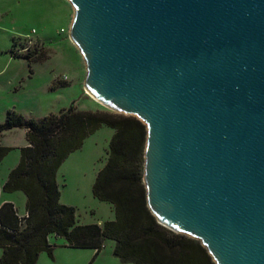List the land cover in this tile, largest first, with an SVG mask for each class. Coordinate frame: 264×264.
I'll return each mask as SVG.
<instances>
[{
	"label": "water",
	"instance_id": "1",
	"mask_svg": "<svg viewBox=\"0 0 264 264\" xmlns=\"http://www.w3.org/2000/svg\"><path fill=\"white\" fill-rule=\"evenodd\" d=\"M69 1L86 91L146 124L157 221L264 264V0Z\"/></svg>",
	"mask_w": 264,
	"mask_h": 264
},
{
	"label": "trees",
	"instance_id": "2",
	"mask_svg": "<svg viewBox=\"0 0 264 264\" xmlns=\"http://www.w3.org/2000/svg\"><path fill=\"white\" fill-rule=\"evenodd\" d=\"M18 39L22 38L14 37L11 50L16 55L19 53L14 45ZM25 57L32 65L47 59L48 53L43 48H30ZM59 84L69 82L57 80L52 87ZM102 125L111 126L115 133L107 163L100 169L93 190L101 201L112 204L117 216L103 226L78 224L77 208L60 200L58 171ZM16 127L27 130L28 146L21 148L20 162L11 170L4 190L26 194L27 214L19 217L11 202L0 206V264H36L42 251L53 257L55 245L49 240L53 234L65 238L67 247L95 249V256L106 239H113L114 255L123 262L216 264L200 240L166 228L151 212L144 182L148 130L135 115L87 111L74 104L40 118L10 109L0 121V132ZM10 148L0 145V161Z\"/></svg>",
	"mask_w": 264,
	"mask_h": 264
},
{
	"label": "rangeland",
	"instance_id": "3",
	"mask_svg": "<svg viewBox=\"0 0 264 264\" xmlns=\"http://www.w3.org/2000/svg\"><path fill=\"white\" fill-rule=\"evenodd\" d=\"M71 19L72 6L69 0H0V70L5 67L0 73V83L5 85L8 78L13 77L15 82H13L12 89L23 84V90L27 91L19 95L21 99H15L17 106L13 109L19 111L20 108H27L26 112H29V115L39 118L43 117L46 111L58 113L76 100V105L80 109L116 112L91 97L84 87L85 80L83 78L80 80L75 72L73 49L66 42L69 38L67 35H69ZM36 36L51 40L54 44L50 43L44 47ZM14 37L22 38L18 39L14 45L19 55L11 51ZM28 37H31V40ZM68 40L71 41L70 38ZM29 47L32 51L36 48L45 49L48 58L33 62L31 65L25 57ZM30 67L34 74L30 71ZM31 75L32 78H30ZM65 76L69 77V84L49 86L52 90L48 88L49 83L52 85L56 79L63 80ZM24 131L25 129L19 127V131L15 133L0 132V145H5V147L7 145L10 147V143L14 145V148L11 147L0 161V169L6 170L5 168L9 165H14V168L20 162L21 148L28 143L26 136L22 134ZM114 133V128L102 125L94 134L85 139L84 149L73 155L71 153L67 163L59 168L58 172L63 178L59 186L61 195L62 190L64 192L63 199L66 201L61 202L77 208L78 224L87 225L99 223V221L105 224L117 216L112 204L101 201L93 190L100 169L107 163L110 141ZM14 192L24 195L23 209L19 212V215L23 217L27 208V196L19 190ZM106 242L105 251L115 245L113 239H106ZM51 244L54 245V243ZM60 249L57 251V259L51 258L48 263L40 264H91L92 256L89 258L86 256L88 253L86 249L67 247V250ZM46 253L48 254L47 251ZM111 255L104 253L103 257L92 261V264H135L123 262L119 258L116 262Z\"/></svg>",
	"mask_w": 264,
	"mask_h": 264
},
{
	"label": "crops",
	"instance_id": "4",
	"mask_svg": "<svg viewBox=\"0 0 264 264\" xmlns=\"http://www.w3.org/2000/svg\"><path fill=\"white\" fill-rule=\"evenodd\" d=\"M63 28H62V32H63ZM36 33H37V31H36ZM69 35H70V31H69ZM69 35H67V37L69 36ZM38 39L37 40H39L40 41V43L45 47V45H47V44H50V43H52V44H54V42L53 41H51V40H47V39H44V38H40V36H36ZM69 39V38H68ZM67 39V41L66 42H68L67 44H69V46H70V48L71 49H73V57H74V59H75V62L74 63H76L75 64V72L78 74V78L81 80L82 78L84 79V77H83V75H82V72H81V70H80V64H79V62H78V59H77V57H76V54H75V49H74V46H73V43H72V40L71 41H69ZM73 47H72V46ZM55 46V45H54ZM4 69H5V67L2 69V70H0V73L1 72H3L4 71ZM32 74H34V72L32 71ZM30 78H32V75L30 76ZM64 79L63 80H61V79H56V81H54V83L53 84H55L56 82H57V80H61V81H67V82H69L70 83V79H69V77L67 76H65V77H63ZM1 81V80H0ZM13 82H15L14 81V78L13 77H9L8 78V82L7 83H5V85H3L2 83H0V119H3V118H5L6 117V115H7V113H8V111L10 110V109H13L14 107H16L17 106V103H15V99H21V97L19 96V95H21V94H24V92H27V91H25V90H23V84H20L16 89H12L13 88ZM51 82V81H50ZM52 84V85H53ZM52 85H50V83L48 84V88H50L49 86H52ZM51 90H52V87L50 88ZM49 89V90H50ZM27 94V93H26ZM18 96V97H17ZM27 97H29L28 95H26ZM35 101H36V99H35ZM76 100H74L73 101V103L72 104H74V105H76ZM14 104V105H13ZM72 104H70V105H72ZM77 106V105H76ZM26 107H28V106H26ZM78 107V106H77ZM68 108V107H67ZM79 108V107H78ZM80 109V108H79ZM47 110H51V109H48L47 108ZM83 110H87V109H83ZM19 111H21L23 114H25V116H31V115H29L28 113L29 112H26L27 111V108H20L19 109ZM52 111H46V113H45V115H43V116H46V115H48V114H50ZM57 113V112H56ZM40 118V117H39ZM17 131H19V127H16V128H14V129H12V130H10V133H15V132H17ZM3 132H7V131H3ZM26 132H27V130L25 129V131L22 133V134H24L25 136H26ZM2 144H4V143H2ZM26 146H28V143L26 144ZM7 147H8V145H7ZM10 147H12V148H14V145H13V143H10ZM84 149V145H83V147L81 148V149H79V150H76V151H74L71 155H73V154H75V153H77V151H81V150H83ZM71 155L69 156V157H71ZM16 156H17V154H16ZM69 157L65 160V162L63 163V165H65L66 163H67V161H68V159H69ZM19 164V163H18ZM13 166L14 165H9V166H7V168H5L6 170H4V169H0V206L2 205V204H4V203H6V202H11V203H13L14 205H15V207L17 208V211H18V216L19 217H21L20 215H19V212H20V209H23V206H22V199H23V197H24V195H22V194H20L19 192H12V193H9V192H6L5 190H4V185H5V183H6V181L8 180V178H9V172H10V169L11 168H13ZM1 168H4V167H1ZM97 171V170H96ZM64 175V174H63ZM58 184H60L62 181H63V178H62V176H61V174H60V172H58ZM18 191V190H17ZM20 191V190H19ZM20 192H22V191H20ZM64 192H63V190H62V195H61V198H60V200L61 201H63V202H66L64 199ZM26 201H27V199H26ZM27 214V208H26V213L25 214H23L24 216ZM23 216V217H24ZM99 223L101 224V226H103V224H102V222L101 221H99ZM49 240H50V242L51 243H54V245H55V247H54V249L55 248H57V249H55L54 251H53V257H51L49 254H47L46 253V251H42L41 253H40V257H39V260H38V263H36V264H40V263H48L49 261H51V258L52 259H57V251H58V249L59 248H61L60 250H67L66 249V247H67V245H66V239L65 238H63V237H58V236H54V234L53 235H50L49 236ZM105 242H106V240H105ZM104 242V248H103V251L102 252H99L96 256H95V254H96V251H95V249H91V248H87L86 250V252H88L87 253V257L89 258L90 256H92V259H94V260H98L99 258H101V257H103V255H104V253H110V255H111V253H112V251L114 250L113 248H115V245L113 246V248H110V249H108V250H106L105 251V248H107V245H106V243ZM116 244V243H115ZM67 248H70V247H67ZM79 249H84V248H79ZM3 255V249H2V247L0 246V258H1V256ZM55 255V256H54ZM95 256V258H93ZM112 256V255H111ZM113 259H115V261L116 260H118V258L116 257V255H114V253H113ZM117 262V261H116Z\"/></svg>",
	"mask_w": 264,
	"mask_h": 264
},
{
	"label": "built area",
	"instance_id": "5",
	"mask_svg": "<svg viewBox=\"0 0 264 264\" xmlns=\"http://www.w3.org/2000/svg\"><path fill=\"white\" fill-rule=\"evenodd\" d=\"M34 31H35V30H34ZM28 38H29V40H31V37H28ZM30 48H31V47H29V49H30ZM29 49H28V50H29Z\"/></svg>",
	"mask_w": 264,
	"mask_h": 264
}]
</instances>
